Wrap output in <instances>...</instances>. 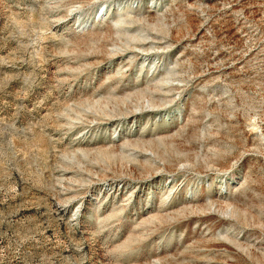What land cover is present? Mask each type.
<instances>
[{
  "label": "rangeland",
  "instance_id": "1",
  "mask_svg": "<svg viewBox=\"0 0 264 264\" xmlns=\"http://www.w3.org/2000/svg\"><path fill=\"white\" fill-rule=\"evenodd\" d=\"M0 264H264V0H0Z\"/></svg>",
  "mask_w": 264,
  "mask_h": 264
}]
</instances>
